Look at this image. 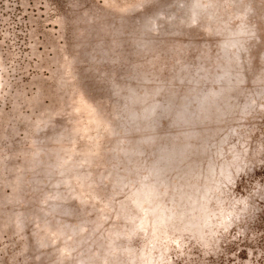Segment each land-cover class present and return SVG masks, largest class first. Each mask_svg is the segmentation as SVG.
I'll return each instance as SVG.
<instances>
[{
  "label": "rangeland",
  "instance_id": "1",
  "mask_svg": "<svg viewBox=\"0 0 264 264\" xmlns=\"http://www.w3.org/2000/svg\"><path fill=\"white\" fill-rule=\"evenodd\" d=\"M115 82L152 93L156 103L140 122L158 139L144 152L148 164L167 160L172 180L186 164L205 161L206 140L225 137L230 126L240 131L226 136L216 158L232 174L213 215L212 247L185 231L156 244L152 224L125 242L147 250L155 264H264V0H0V264L80 258L82 246L68 249L75 235L39 224L38 212L49 207L43 188L54 181L46 167L73 144L95 174L111 170L115 135L107 128L94 139L101 122L93 104L111 116L129 95L117 93ZM132 106L144 104L134 99ZM63 129L73 142L56 135ZM141 134L132 130L127 141ZM237 154L242 166L234 164ZM111 183L107 176L97 185L107 192ZM136 185L117 194L116 205L129 203ZM60 203L46 217L54 226L93 220L106 206L78 195ZM108 213L98 234L128 223Z\"/></svg>",
  "mask_w": 264,
  "mask_h": 264
},
{
  "label": "trees",
  "instance_id": "2",
  "mask_svg": "<svg viewBox=\"0 0 264 264\" xmlns=\"http://www.w3.org/2000/svg\"><path fill=\"white\" fill-rule=\"evenodd\" d=\"M200 4L207 5L202 1ZM213 11L216 13V10L213 9ZM65 86L64 83L63 87ZM114 87L117 93L121 94L124 89H128L129 92L128 98L122 104L119 101L112 110L111 116L118 118V122L113 121L109 114L93 104L101 122L100 130L93 135L94 139L100 140L107 128L115 135L110 148L115 155L111 170L106 174H95L86 165L88 159L78 154L81 147L77 145L71 144L66 149L56 151V155L48 161L46 167L48 174L54 177V181L49 188H43L41 202L48 204L49 207H42L38 212V219H41L39 224L42 228L52 232L58 230L64 232L67 239L75 235L74 241L68 245L70 250L82 246L81 256L74 260L75 264H135L136 262L155 264L158 261H155L147 250H137L123 239V236L127 237L129 234L137 233L140 228L148 230L147 225L151 224L157 229L152 233L153 239L159 238L156 244L173 231H185L190 232L191 236L203 247H212L214 244L212 234L217 228L213 215L219 210L217 207L223 204L222 185L226 184V180H230L232 174L230 163L227 160L217 162L216 158L218 155L223 156V143L226 136H230L232 130L235 133L240 131L230 126L225 137L206 140L205 161L200 164L197 162L186 164L185 167L183 166L184 174L181 178L172 180L167 174V160H164L165 163L160 161L156 165L148 164L144 152L145 144L158 139V134L146 128L152 125L144 126L140 122L141 118L146 115V111L156 103L151 99L152 93L141 92L137 88L123 86L116 82ZM66 91L69 92V89L66 88ZM134 99L141 101L144 107L132 106ZM244 109L245 112L250 110L248 107ZM43 122H45L44 117L39 120L38 126H41ZM132 130H138L142 134L134 141H127L126 136ZM66 133L70 132L63 129L56 135L70 138L65 135ZM70 142H73V138H70ZM160 144H163L161 140ZM212 147L214 149H211ZM243 158L244 155L237 154L234 164L242 166L245 163ZM121 163L124 166L119 168L118 165ZM107 176H112L111 188L103 192L97 183ZM135 182L137 185L128 194L130 202L116 205L115 196ZM60 184H67L69 187L61 190L58 188ZM75 195L83 199L96 198L106 206L99 207L98 214L93 220L85 217L73 225L54 226L51 220L46 219L48 214L62 205L61 200ZM167 200H172L173 204H168ZM145 201L150 202V205L145 207L143 204ZM136 206L142 208L146 215L140 214ZM110 210L126 218L128 223L98 234L96 230L102 226ZM235 215L238 214L234 213L232 220L236 219Z\"/></svg>",
  "mask_w": 264,
  "mask_h": 264
}]
</instances>
